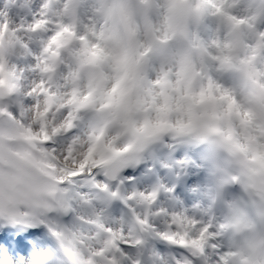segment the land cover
<instances>
[{
  "label": "rangeland",
  "instance_id": "1",
  "mask_svg": "<svg viewBox=\"0 0 264 264\" xmlns=\"http://www.w3.org/2000/svg\"><path fill=\"white\" fill-rule=\"evenodd\" d=\"M140 1L147 6V13L121 7L116 15L127 28L131 48L130 56L122 62L128 89L121 90L114 76L117 49L110 25L100 23L103 12L97 0H0V101L4 103H0V112L9 115L0 125V157L15 172L2 174L22 176L41 167L53 179L57 172L60 179H68L85 168L103 167L128 151H141L137 162L149 163L169 189L170 181L184 171L181 147L193 146L206 139L205 132L213 131L212 101L220 108L222 139L236 155L255 165L249 171H264V128L259 123V115L264 114V26L253 17L247 0ZM171 19L176 21L175 26ZM196 20L207 23L206 38L195 31ZM217 20L223 22L222 30ZM228 25L246 29L238 46H233L229 38ZM184 33L195 48L188 62L196 73L194 77L185 70L187 63L181 65L173 51H160L161 46ZM70 36L80 45L68 51L66 41ZM58 62L66 66L61 72ZM91 64L98 68L96 78L85 74ZM238 72L249 75L255 87L242 88ZM230 74L233 77L228 78ZM187 97L198 105L194 115L186 110ZM89 109L111 112L110 122L103 123V134L91 127L86 115ZM74 127L77 135L67 156L61 159L49 153L44 161L36 159L33 152L37 144L58 134L63 137ZM126 136L133 138L131 145L126 143ZM159 143L169 148L167 155L159 153ZM49 156L63 167L45 162ZM203 164L210 165L205 160ZM121 178L125 186L121 197L134 191L152 192L129 186L132 180L128 175ZM91 183V179L82 178L67 193L72 210L60 214L61 220L68 215L75 218L65 228L77 229L80 215L91 216L105 209V199L93 197ZM243 186L249 189L248 184ZM172 199L177 200L175 205H170ZM157 202L152 213L162 209L169 216L178 214L208 222L205 188L201 185H193L187 197L171 194L164 200L157 194L153 203ZM145 205L138 202L137 212L147 213ZM106 217L117 218L113 214ZM159 219L162 222L163 218ZM218 222L213 224L218 226ZM224 232L218 228L216 238L228 250L229 258L236 264H253L252 257L258 247H264V239L260 238L255 249L253 242L231 248L224 242ZM144 234L149 244L159 238ZM58 250L57 239L40 255L53 256ZM128 252L134 259L135 248ZM152 254L158 264H169L158 251L153 249Z\"/></svg>",
  "mask_w": 264,
  "mask_h": 264
},
{
  "label": "snow or ice",
  "instance_id": "2",
  "mask_svg": "<svg viewBox=\"0 0 264 264\" xmlns=\"http://www.w3.org/2000/svg\"><path fill=\"white\" fill-rule=\"evenodd\" d=\"M36 27L39 29L40 26ZM76 135L74 127L63 137L59 134L51 136L36 145L33 155L38 161H44L49 153L63 159ZM51 156L45 162L63 167ZM127 163L124 158H116L103 167L85 168L68 179H60L59 172L53 179L41 167L22 176L0 174V264H142L128 252V249L139 248L145 243L142 233H151L177 246L176 260L169 264H188L185 255L191 264H202L205 258L207 264H236L216 238L218 228L223 225L178 214L169 216L162 209L141 214L136 210L137 203H153L157 198L155 191H134L121 197L118 187L113 190L109 181L115 180ZM82 178L91 179L95 188L106 193L108 199H122L130 217L108 218L105 209H100L91 216L80 215L81 226L77 229L54 223L53 218L58 214L72 210L67 193ZM113 224L120 227H113ZM45 229L59 242V250L53 256L37 255L49 248ZM204 237H208L206 241ZM193 252L195 256H192Z\"/></svg>",
  "mask_w": 264,
  "mask_h": 264
},
{
  "label": "clouds",
  "instance_id": "3",
  "mask_svg": "<svg viewBox=\"0 0 264 264\" xmlns=\"http://www.w3.org/2000/svg\"><path fill=\"white\" fill-rule=\"evenodd\" d=\"M211 139L218 145H220L223 150L227 153V158L229 160V169L234 170L239 174L240 182L242 185H246L250 182V180H255L257 183L264 185V171H261L259 176L252 177L249 169L255 167L251 162L247 161L243 157L239 155L231 154L227 151L226 148L223 147V141L219 137H211ZM247 199V195H245V200ZM232 218V212L228 216L227 219L223 221V223H227ZM233 236V232L231 229H227L224 232V242L227 243L229 239ZM238 241L241 239L240 237L236 238ZM253 264H260V262H264V247H261L257 250V252L252 257Z\"/></svg>",
  "mask_w": 264,
  "mask_h": 264
},
{
  "label": "bare ground",
  "instance_id": "4",
  "mask_svg": "<svg viewBox=\"0 0 264 264\" xmlns=\"http://www.w3.org/2000/svg\"><path fill=\"white\" fill-rule=\"evenodd\" d=\"M239 32H241L243 35L246 34L245 31H243V29L242 30L239 29ZM260 38L263 39V36H261ZM229 215H230L229 213H226L224 215V219H222L221 220V223H219V225H223V227L221 228L223 230H226V229H232V230H234V229H237L238 228V225L236 224V221H235L234 217H232L227 223H223V221L225 219H227Z\"/></svg>",
  "mask_w": 264,
  "mask_h": 264
},
{
  "label": "water",
  "instance_id": "5",
  "mask_svg": "<svg viewBox=\"0 0 264 264\" xmlns=\"http://www.w3.org/2000/svg\"><path fill=\"white\" fill-rule=\"evenodd\" d=\"M1 120V119H0ZM132 162V160L129 162V164ZM0 166L4 169V170H8V168L6 167V165H4V163L0 160Z\"/></svg>",
  "mask_w": 264,
  "mask_h": 264
}]
</instances>
